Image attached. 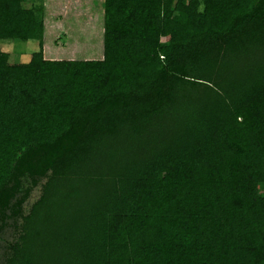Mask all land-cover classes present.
Wrapping results in <instances>:
<instances>
[{
    "label": "trees",
    "instance_id": "16d2710c",
    "mask_svg": "<svg viewBox=\"0 0 264 264\" xmlns=\"http://www.w3.org/2000/svg\"><path fill=\"white\" fill-rule=\"evenodd\" d=\"M29 39L0 47V264H264V0H0Z\"/></svg>",
    "mask_w": 264,
    "mask_h": 264
},
{
    "label": "rangeland",
    "instance_id": "374dc122",
    "mask_svg": "<svg viewBox=\"0 0 264 264\" xmlns=\"http://www.w3.org/2000/svg\"><path fill=\"white\" fill-rule=\"evenodd\" d=\"M0 47L9 54L11 62H26L31 54L38 49V41L36 39L21 40H1ZM39 191L33 192L30 198L32 202L38 196Z\"/></svg>",
    "mask_w": 264,
    "mask_h": 264
}]
</instances>
